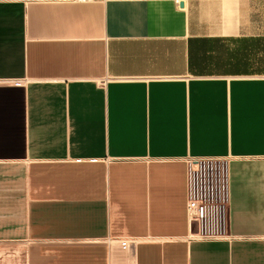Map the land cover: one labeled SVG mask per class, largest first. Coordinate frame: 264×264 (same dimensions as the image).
I'll list each match as a JSON object with an SVG mask.
<instances>
[{"label": "crops", "instance_id": "crops-1", "mask_svg": "<svg viewBox=\"0 0 264 264\" xmlns=\"http://www.w3.org/2000/svg\"><path fill=\"white\" fill-rule=\"evenodd\" d=\"M113 257L264 264V0H0V264Z\"/></svg>", "mask_w": 264, "mask_h": 264}, {"label": "built area", "instance_id": "built-area-1", "mask_svg": "<svg viewBox=\"0 0 264 264\" xmlns=\"http://www.w3.org/2000/svg\"><path fill=\"white\" fill-rule=\"evenodd\" d=\"M189 215L191 222H193V225H197V238H204V239H213L220 237L219 236V229L216 227L218 225L211 222L210 218L208 217V211L207 207L203 203V201L198 199H191L189 201ZM129 240V239H127ZM130 241V247H132V241ZM111 264L113 263V260L111 261ZM116 264H125V260L121 259L119 263L116 262Z\"/></svg>", "mask_w": 264, "mask_h": 264}, {"label": "bare ground", "instance_id": "bare-ground-1", "mask_svg": "<svg viewBox=\"0 0 264 264\" xmlns=\"http://www.w3.org/2000/svg\"><path fill=\"white\" fill-rule=\"evenodd\" d=\"M115 247H116V246H115ZM113 251H114V248H113ZM113 255H114V254H113ZM116 262H117V261H116V258L113 257V263L116 264Z\"/></svg>", "mask_w": 264, "mask_h": 264}, {"label": "water", "instance_id": "water-1", "mask_svg": "<svg viewBox=\"0 0 264 264\" xmlns=\"http://www.w3.org/2000/svg\"><path fill=\"white\" fill-rule=\"evenodd\" d=\"M180 5H181V6H183L184 4H183V3H181Z\"/></svg>", "mask_w": 264, "mask_h": 264}]
</instances>
